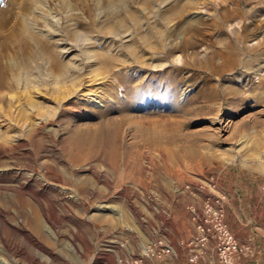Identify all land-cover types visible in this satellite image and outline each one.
Returning <instances> with one entry per match:
<instances>
[{"label":"rangeland","instance_id":"rangeland-1","mask_svg":"<svg viewBox=\"0 0 264 264\" xmlns=\"http://www.w3.org/2000/svg\"><path fill=\"white\" fill-rule=\"evenodd\" d=\"M0 77V264L177 260L226 169L264 193V0H0Z\"/></svg>","mask_w":264,"mask_h":264},{"label":"built area","instance_id":"built-area-1","mask_svg":"<svg viewBox=\"0 0 264 264\" xmlns=\"http://www.w3.org/2000/svg\"><path fill=\"white\" fill-rule=\"evenodd\" d=\"M224 200V195H215L202 202L195 234L186 242H178L185 249L184 264H200L209 249L214 255L215 264H236L237 256L246 251L239 245L225 220ZM121 247L125 254L118 251V248L122 250ZM104 250L114 257L116 264H176L177 258L173 246L164 238L151 240L137 255L126 252L124 244L114 241Z\"/></svg>","mask_w":264,"mask_h":264},{"label":"crops","instance_id":"crops-1","mask_svg":"<svg viewBox=\"0 0 264 264\" xmlns=\"http://www.w3.org/2000/svg\"><path fill=\"white\" fill-rule=\"evenodd\" d=\"M239 11V10H237ZM226 14L229 11H226ZM231 14V13H230ZM217 186L219 191L223 192L225 198V218L229 222L230 227L234 229L238 236V241L244 244H255L256 241H264V226H263V210H264V193L262 191L263 184L257 179L255 175L240 172L234 168L226 169L217 178ZM246 212H251L252 214L258 215L259 212V223L255 224L253 228H243L237 227L233 222L243 221ZM97 251V250H96ZM102 255H110L107 252H103ZM240 254L236 258V264H249V261L241 258ZM107 257V256H106ZM105 256H99L103 260ZM112 257V255H111ZM107 258L108 262L102 259L98 264H116L114 257ZM262 258H260L261 260ZM183 258H178L176 264H184ZM158 264H163L158 262ZM200 264H215L214 255L212 253H207L206 257Z\"/></svg>","mask_w":264,"mask_h":264},{"label":"bare ground","instance_id":"bare-ground-1","mask_svg":"<svg viewBox=\"0 0 264 264\" xmlns=\"http://www.w3.org/2000/svg\"><path fill=\"white\" fill-rule=\"evenodd\" d=\"M31 27V26H30ZM153 31V29H151V32ZM159 31V30H158ZM165 32H166V30H164ZM153 34L155 33L154 31L152 32ZM156 36V35H155ZM164 36V35H163ZM144 42H145V38L142 40H140V42H139V44H141V45H143L144 44ZM59 43V45L61 44L60 42H58ZM57 43V44H58ZM128 47V46H127ZM61 48V47H60ZM132 49H130L129 51H131ZM72 51L73 50H71L70 49V47H65V46H63L62 48H61V50L60 51H58V52H61L62 54H64V55H66L69 59V61L70 62H74L75 60H74V56L75 55H72L71 53H72ZM127 51H128V49H127ZM134 51V50H133ZM132 51V52H133ZM91 53V52H90ZM131 53V52H130ZM134 53H135V51H134ZM134 53H132V55L134 54ZM92 54H93V52H92ZM136 55V54H135ZM134 55V56H135ZM87 56V55H86ZM89 56V55H88ZM87 56V57H88ZM100 56L101 57H103V58H105V56L104 55H102V54H100ZM51 58V57H50ZM51 59H53V58H51ZM89 58H87V60H88ZM90 59H91V57H90ZM135 59H137V58H135ZM110 60H111V58H110ZM53 61V64H55L56 63V61H55V59H53L52 60ZM181 61V60H180ZM69 62V63H70ZM140 62H141V60H140ZM57 64V63H56ZM67 66V65H66ZM73 71V70H72ZM69 72V71H68ZM65 73V72H64ZM71 74V73H70ZM262 74V72H259L258 73V75H261ZM68 75V74H67ZM74 75V74H73ZM66 77V76H65ZM2 84V79H1V77H0V85ZM181 95H183V96H185V95H187V92H183ZM161 137H162V135H157V136H154V137H151V139H147L148 141H150L151 143H155V142H157V143H159L160 141H161ZM167 139V138H166ZM150 143V144H151ZM156 147H158V146H156ZM32 218H34V220H33V229L38 233V235H40V221H39V219H38V216L36 215V214H34L33 215V217ZM41 237V236H40ZM32 262V261H31ZM3 263H5V264H7L6 262H3ZM38 264H40V263H38Z\"/></svg>","mask_w":264,"mask_h":264}]
</instances>
